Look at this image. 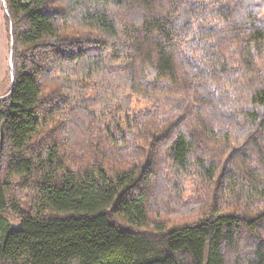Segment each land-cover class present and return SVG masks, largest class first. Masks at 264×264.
<instances>
[{"label":"trees","instance_id":"obj_1","mask_svg":"<svg viewBox=\"0 0 264 264\" xmlns=\"http://www.w3.org/2000/svg\"><path fill=\"white\" fill-rule=\"evenodd\" d=\"M1 4L0 264H264V0Z\"/></svg>","mask_w":264,"mask_h":264},{"label":"rangeland","instance_id":"obj_2","mask_svg":"<svg viewBox=\"0 0 264 264\" xmlns=\"http://www.w3.org/2000/svg\"><path fill=\"white\" fill-rule=\"evenodd\" d=\"M9 28L8 23L5 19L1 0H0V96H3L8 92L10 89V75H9V68H8V59H9V45H10V38H9ZM50 90L53 92H57L59 86L58 84H47ZM92 93L94 94V90H92ZM91 91L86 89L84 91V94L91 95ZM56 94V93H55ZM98 94V93H97ZM94 106V105H92ZM152 106V101H146L142 99L133 98L131 103V108L134 111H141V110H147ZM182 197L184 199L194 197V194L196 197L200 198L199 189H194L193 184L190 181H187L184 186V190L181 192ZM187 200V199H186ZM10 222L13 226L19 227V223L10 218Z\"/></svg>","mask_w":264,"mask_h":264},{"label":"water","instance_id":"obj_3","mask_svg":"<svg viewBox=\"0 0 264 264\" xmlns=\"http://www.w3.org/2000/svg\"><path fill=\"white\" fill-rule=\"evenodd\" d=\"M1 2L4 4V0H1ZM4 12L6 13V8L4 7ZM11 33V30H10ZM12 48H13V43L12 41L10 42L9 45V59H8V68H9V75H10V91L6 95L0 96V99L7 97L13 88V83H14V77H13V67H12Z\"/></svg>","mask_w":264,"mask_h":264}]
</instances>
